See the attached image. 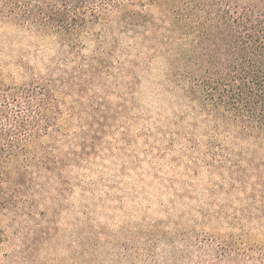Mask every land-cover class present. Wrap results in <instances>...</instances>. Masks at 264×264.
<instances>
[{
    "label": "rangeland",
    "instance_id": "374dc122",
    "mask_svg": "<svg viewBox=\"0 0 264 264\" xmlns=\"http://www.w3.org/2000/svg\"><path fill=\"white\" fill-rule=\"evenodd\" d=\"M134 42H88L73 55L53 34L0 19L7 82L66 68L77 76L60 132L44 139L58 143V169L4 221V252L30 246L41 263L264 264V178L206 137L165 56Z\"/></svg>",
    "mask_w": 264,
    "mask_h": 264
},
{
    "label": "trees",
    "instance_id": "16d2710c",
    "mask_svg": "<svg viewBox=\"0 0 264 264\" xmlns=\"http://www.w3.org/2000/svg\"><path fill=\"white\" fill-rule=\"evenodd\" d=\"M6 18L53 34L73 55L88 42L100 49L131 39L165 56L175 92L206 118V137L264 178V0H0ZM76 77L66 68L10 83L0 66V264H92L41 263L26 245L4 252V221L25 213L37 181L58 169V143L44 139L60 132Z\"/></svg>",
    "mask_w": 264,
    "mask_h": 264
}]
</instances>
